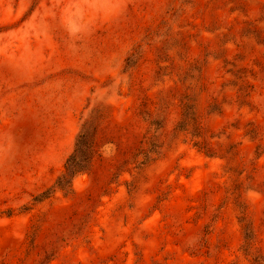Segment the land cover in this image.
I'll use <instances>...</instances> for the list:
<instances>
[{
	"label": "rangeland",
	"instance_id": "obj_1",
	"mask_svg": "<svg viewBox=\"0 0 264 264\" xmlns=\"http://www.w3.org/2000/svg\"><path fill=\"white\" fill-rule=\"evenodd\" d=\"M0 264H264V0H0Z\"/></svg>",
	"mask_w": 264,
	"mask_h": 264
},
{
	"label": "trees",
	"instance_id": "obj_2",
	"mask_svg": "<svg viewBox=\"0 0 264 264\" xmlns=\"http://www.w3.org/2000/svg\"><path fill=\"white\" fill-rule=\"evenodd\" d=\"M86 125V126H85ZM99 127L96 123H84L79 133L74 152L66 161L65 171L56 181V187L66 193L74 192L72 179L82 172L91 173L93 153L96 151Z\"/></svg>",
	"mask_w": 264,
	"mask_h": 264
}]
</instances>
